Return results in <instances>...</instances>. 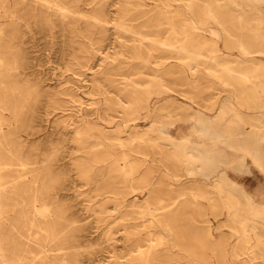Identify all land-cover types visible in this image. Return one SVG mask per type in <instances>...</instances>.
<instances>
[{"label": "rangeland", "instance_id": "374dc122", "mask_svg": "<svg viewBox=\"0 0 264 264\" xmlns=\"http://www.w3.org/2000/svg\"><path fill=\"white\" fill-rule=\"evenodd\" d=\"M61 2L63 9L45 0H0V152L9 172L2 185L0 235L8 259L145 264L131 248L140 239L152 253L149 264H264V248L252 258L243 253V240L213 184L224 168L237 182L241 203L242 186L264 200V169L243 148L264 135V51L242 52L222 28L254 42L264 21L256 25L252 16L264 14V0H218L221 22L206 12L203 0L174 2L180 37L216 48L205 54L241 60L229 63L235 71L224 73L226 81L206 67L214 66L211 61L196 72L175 57L172 66H142L148 53L139 47L146 52L153 42L117 22L127 16L140 31L165 32V15L154 8L158 0ZM158 48L156 58L164 51ZM138 96L156 105L171 98L158 111L162 129L154 140L140 130L147 126L143 117L129 121L128 130L103 118L137 115L121 102L135 104ZM191 112L205 124L200 136ZM234 125L242 133L230 136ZM164 130L177 141L190 135L189 145L196 138L207 142L202 147L210 159L201 170L186 176L173 144L160 137Z\"/></svg>", "mask_w": 264, "mask_h": 264}, {"label": "bare ground", "instance_id": "6f19581e", "mask_svg": "<svg viewBox=\"0 0 264 264\" xmlns=\"http://www.w3.org/2000/svg\"><path fill=\"white\" fill-rule=\"evenodd\" d=\"M47 2H52L56 8L63 9L61 0H45ZM131 3H137V4H145V0H127ZM159 1L162 2L159 3ZM178 0H158L156 4L154 5V8L157 9L159 12L164 13L165 20L163 22L168 23V25H165V32L163 33H145L143 31H140L134 27V25L130 22L126 21V17L122 18L120 22L118 23V26L122 28L124 31L131 32L133 35H137L138 39L141 41H144V39H149L153 43L150 44L146 48V52H144L142 46L139 47V53H148L144 58L142 59V66H150V63H155L157 65L162 66H172L174 63H172L170 60L172 57H175L184 63H186L193 72H196V70L200 67V63H204L207 61H211L214 63V66H207L210 67V71L214 74H216L218 77H220L222 80L226 81L227 78L224 77V73H233L235 71L234 66L230 65L231 62L241 61L238 59H229L225 58L224 56H217L212 54H205V53H213V50H216L214 47H205L200 46L198 44H190L188 43V38L186 39V34L179 36L180 30L177 26V24L174 21V2ZM185 4L191 5L193 3V0H182ZM205 2V10L207 13H209L211 16H213L215 19H217L219 22H221L220 14L216 11L215 3L218 0H203ZM65 10L71 11L72 13L76 14L78 12L77 9L68 7ZM66 15V14H65ZM253 20L255 21L256 25L261 24L264 21V14L262 12H255L252 16ZM94 19L100 20L99 15L94 14ZM242 23L243 21H246L244 17H242ZM223 30L230 34L231 36H234L233 39L237 42V45L239 49L244 53H250L252 51L262 50L264 51V32L263 31H255L253 40L254 42L247 43L245 39L241 35L233 34L232 31L228 30L225 26L222 25ZM258 42V43H257ZM159 46H162L164 51L158 52L163 53L159 54L156 57H154V53L156 50H159ZM177 53V54H174ZM140 68V67H139ZM135 70L133 73L141 72V69ZM261 67L258 66V70H260ZM71 73V72H70ZM153 76L159 80V82L163 86H167V89L169 91L173 90L172 87L168 86L164 76L154 71ZM260 79L262 78L261 73H259ZM100 86V85H98ZM230 88V87H229ZM99 91V90H98ZM101 92V91H99ZM170 96H173V93H170ZM191 98L194 100V98L191 96ZM171 98H168V100L160 103V104H152L151 100H149L145 96H138L135 99V104H133L132 101H122L121 104H124L126 107H134L135 110H137L142 116L140 115H134L129 118L125 119H115L112 117H105L104 119H107L109 122L115 121L116 125L120 127H124L126 130L130 128V122L131 120L136 121V119L144 118L147 120L145 123L147 126L140 129L143 131L146 135L152 136V137H145L146 140H154L156 138H153V135L155 132H157L159 129L161 130L162 127L158 124V111L159 109H164L169 103ZM262 104V103H261ZM230 105V103H229ZM231 105L233 108H235L234 104ZM171 116V114H169ZM218 113L213 115V117H217ZM190 117L194 120L193 123V130L195 131L197 136H200L203 132V129L205 128V124L203 123L201 118L195 117L194 112L190 113ZM171 127V126H170ZM179 130V129H178ZM164 134L160 135V137L165 138L168 140V142L173 144L174 152L179 158L181 159L183 163V168L185 171L186 176H192L194 175L197 170H201L200 168H203V166L208 162L210 159L209 150L206 147H202V145L206 144L207 142L202 141L200 138H196L191 145L188 144L187 141L190 140V135H182L181 141H184L182 144L181 141H177V137H175L172 133L168 132L167 130ZM228 135L232 136L235 131L236 133H242V131H238L237 125L231 126L228 130ZM251 132V131H250ZM142 138V137H141ZM227 138V139H226ZM224 140H230L231 137H226ZM116 142H124L121 139L116 140ZM231 142V141H230ZM208 144H216L214 141H208ZM220 145V144H219ZM218 145V146H219ZM223 146V145H222ZM243 148L252 156V160L254 163H256L258 166H260L262 169H264V135L261 134L256 139L255 144H244ZM227 149V148H226ZM231 150H229L230 152ZM228 152V153H229ZM7 166L4 164V157L0 152V201H1V193L3 192V179L6 176H9V172H7ZM213 169H209V171H205V174L207 176L213 175ZM13 171V170H10ZM237 171V170H236ZM12 173V172H11ZM239 174V173H238ZM184 174H175L176 177L181 179V176ZM214 179V186L218 193L221 194L222 199L226 202L225 207L228 211L227 215L233 222V227L236 231L239 232V235L241 236L243 240L242 245V251L243 253L246 252L250 258L255 257V252L258 248H264V200H258L256 196L252 193L248 192V189L245 186H242L241 189L245 194V203H241V200H239L238 197H236L235 189L238 187L237 182L234 181L231 174L228 170L222 168L218 171V173L215 175ZM212 177V176H211ZM212 180V179H211ZM145 194V193H144ZM150 209H155L150 207ZM1 213V211H0ZM169 223H165L164 227L166 230H170L171 228L168 225ZM206 233H208L206 231ZM135 240V239H134ZM143 243H141L140 239H136L132 244L131 248L136 249L138 251V254L140 255V258L145 262V264H149L152 260L151 252L146 253L142 248ZM4 247L1 243V235H0V260L2 264H17L16 262L10 261L8 258L9 256L4 252ZM239 255V253H237ZM11 259V258H10Z\"/></svg>", "mask_w": 264, "mask_h": 264}]
</instances>
